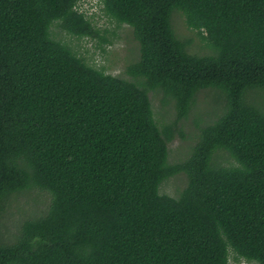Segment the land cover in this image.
Returning <instances> with one entry per match:
<instances>
[{"label": "trees", "instance_id": "1", "mask_svg": "<svg viewBox=\"0 0 264 264\" xmlns=\"http://www.w3.org/2000/svg\"><path fill=\"white\" fill-rule=\"evenodd\" d=\"M78 1L0 0V217L24 189L50 193L9 236L0 222V264H229L230 249L264 264V0H101L140 46L133 79L54 37L98 36ZM175 10L208 52L176 34ZM152 89L176 119L202 90L222 103L183 162ZM179 172L181 193H160Z\"/></svg>", "mask_w": 264, "mask_h": 264}, {"label": "rangeland", "instance_id": "2", "mask_svg": "<svg viewBox=\"0 0 264 264\" xmlns=\"http://www.w3.org/2000/svg\"><path fill=\"white\" fill-rule=\"evenodd\" d=\"M77 9L89 18L98 31V36L77 37L55 25L54 37L71 46L89 64L102 69L105 73L133 79L126 73V68L128 64L139 58L140 46L134 38L132 28L127 24H118L115 19L105 14L101 0H79ZM175 11L172 24L176 34L183 39H189L190 51L208 52L210 49L201 35L186 25L182 13ZM214 94L215 91L211 89L200 91L195 97L190 113L184 118L176 119L173 103L163 101L161 92L156 89L149 90L153 116L158 127L162 130L164 126L170 125L173 129V137L168 142L169 163L183 162L191 154L198 139L200 126L219 112L222 103L217 102ZM220 150L224 149H217L214 152L213 161L215 159L226 166L236 164L228 153ZM164 180L159 186V191L170 196H177L187 182L183 172ZM27 189L20 191L19 194L16 193L18 195L14 196L4 210V215L0 217L1 231L5 236L15 232L18 224L25 217L45 212L50 203V193L46 190L37 187ZM235 255L230 249L229 264H257L242 257L235 258Z\"/></svg>", "mask_w": 264, "mask_h": 264}]
</instances>
